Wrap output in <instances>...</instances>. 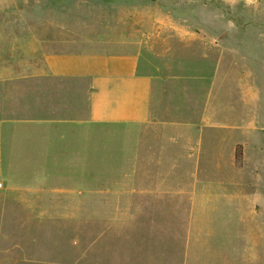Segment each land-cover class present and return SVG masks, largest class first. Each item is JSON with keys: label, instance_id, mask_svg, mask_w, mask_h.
<instances>
[{"label": "crops", "instance_id": "crops-1", "mask_svg": "<svg viewBox=\"0 0 264 264\" xmlns=\"http://www.w3.org/2000/svg\"><path fill=\"white\" fill-rule=\"evenodd\" d=\"M127 1L0 0V135L28 122V137L38 146L46 139L47 152L58 107L61 119L78 127L70 135L72 153L85 150L80 128L91 126L95 164L109 163L110 182L94 173L103 186L94 193L107 196L98 203L108 200L115 219L107 235L134 232L151 201L180 197L172 212L179 224L173 254L147 264H264L262 93L242 92L232 64L221 86L229 93L226 106L212 108L219 69L207 75L206 53H199L205 39L189 25L192 6L206 0H151L147 16L127 12ZM114 3L121 5L115 10ZM181 8L189 12L177 17ZM255 17L264 18V9ZM27 91L29 105L19 98ZM113 145L118 163L109 157ZM153 162L178 177L148 183L145 170Z\"/></svg>", "mask_w": 264, "mask_h": 264}, {"label": "rangeland", "instance_id": "rangeland-1", "mask_svg": "<svg viewBox=\"0 0 264 264\" xmlns=\"http://www.w3.org/2000/svg\"><path fill=\"white\" fill-rule=\"evenodd\" d=\"M151 2L129 0L123 6L127 12L147 16L153 13L147 9L152 6ZM205 4L192 6L189 25L205 39L206 47L200 48L198 44V48L199 53H206L207 75L219 69L214 84L218 101L212 108L220 110L226 106L229 93L221 86L229 83L226 71L232 64L237 68L241 91L254 97L262 93L264 99V18L255 17L263 12L264 0H206ZM120 5L111 6L116 10ZM184 12L181 8L177 17ZM240 19L243 22L239 25ZM245 22L254 26H246ZM222 50L224 53H219ZM252 55L259 64L254 65L247 58ZM192 58L194 63L201 61L196 54ZM189 61L185 60L186 66L192 71ZM53 83V87L60 86ZM58 89L53 93L60 92ZM19 98L27 105L32 103L29 91L21 92ZM55 109L60 111L58 107ZM58 112L54 116L51 148L47 152L46 139L38 146L37 140L33 142L28 137V122L18 124L19 127L11 126L10 131L0 135V264H147L152 259L169 258L173 254L174 232L179 225L172 212L180 197L169 196L165 203L151 201L140 212L137 222L135 220L134 232L120 236L109 231L107 235L115 219L109 216L108 200L98 203L107 196L94 193V188L103 187L96 185L99 177L95 183L94 173H105L108 177L102 176V182H110L109 163L102 168L95 164L91 126L80 128L84 132L85 150L75 147L69 153L68 147L76 143L70 135L76 134L78 127L62 120ZM5 118L11 117L5 115ZM116 146L109 148L112 163L119 158ZM149 157L153 160L157 155ZM45 163L46 169H36ZM66 163H72L73 168L66 169ZM145 172L150 184L168 178L167 175L178 177L176 172L167 171L164 164L156 165L155 162ZM141 200L146 204L150 199ZM202 244H196V248L201 250Z\"/></svg>", "mask_w": 264, "mask_h": 264}, {"label": "trees", "instance_id": "trees-1", "mask_svg": "<svg viewBox=\"0 0 264 264\" xmlns=\"http://www.w3.org/2000/svg\"><path fill=\"white\" fill-rule=\"evenodd\" d=\"M241 158H242L241 147L238 146L236 147V150H235V161L239 163L241 161Z\"/></svg>", "mask_w": 264, "mask_h": 264}]
</instances>
